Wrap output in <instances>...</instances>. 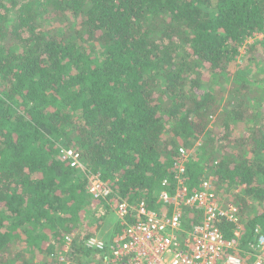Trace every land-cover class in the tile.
<instances>
[{
	"label": "trees",
	"instance_id": "obj_1",
	"mask_svg": "<svg viewBox=\"0 0 264 264\" xmlns=\"http://www.w3.org/2000/svg\"><path fill=\"white\" fill-rule=\"evenodd\" d=\"M255 33L264 0H0V264H60L67 236L71 260L96 259L86 242L111 213L63 147L152 210L179 148L192 150L189 186L211 177L219 200L238 206L250 251L251 230L264 225ZM244 45L250 65L230 81ZM220 228L234 236L233 225Z\"/></svg>",
	"mask_w": 264,
	"mask_h": 264
},
{
	"label": "built area",
	"instance_id": "obj_2",
	"mask_svg": "<svg viewBox=\"0 0 264 264\" xmlns=\"http://www.w3.org/2000/svg\"><path fill=\"white\" fill-rule=\"evenodd\" d=\"M263 38L264 33H255L247 43ZM178 151L173 180L164 181L161 206L152 210L144 201L131 204L123 199L100 174L86 173L78 151L61 148V159L85 172L90 195L95 201L106 202L120 229L112 239L96 236L86 242L98 254L91 261L68 257L73 236H67L60 264H264V225L257 224L251 230L250 251L245 252L240 242L243 226L238 206L219 200L210 176L198 189H192L188 184L192 150L181 147ZM189 214L196 216L197 222L188 226ZM222 222L234 226L231 239L221 231Z\"/></svg>",
	"mask_w": 264,
	"mask_h": 264
},
{
	"label": "rangeland",
	"instance_id": "obj_3",
	"mask_svg": "<svg viewBox=\"0 0 264 264\" xmlns=\"http://www.w3.org/2000/svg\"><path fill=\"white\" fill-rule=\"evenodd\" d=\"M254 43V41H253ZM264 49L258 48V54L260 57H262ZM263 59V57H262ZM250 65L249 60L246 56V46L244 45L241 49H240V54L237 56V58L230 64L229 66V71L232 75H230L229 80L232 81L235 77L236 73H242L244 70H246V68H248ZM252 68V67H251ZM250 69V68H249ZM251 70V69H250ZM113 218V219H112ZM111 220L113 222H115V215L113 213L109 214L106 218V222L107 225L111 224ZM112 225V224H111ZM116 225V224H115ZM105 234V232H104ZM103 235V234H102ZM106 239H110L107 238ZM87 260L85 257L83 258V261Z\"/></svg>",
	"mask_w": 264,
	"mask_h": 264
},
{
	"label": "crops",
	"instance_id": "obj_4",
	"mask_svg": "<svg viewBox=\"0 0 264 264\" xmlns=\"http://www.w3.org/2000/svg\"><path fill=\"white\" fill-rule=\"evenodd\" d=\"M113 219V218H112ZM115 222H113L112 220H111V224H109V225H107V222H105V224L103 225V227H102V229H101V232L98 234V238H100V239H103V240H107L106 239V237L107 238H110L111 236H112V234H113V232L116 230V227H119V221H118V219H117V217L115 216V220H114ZM116 224V225H115ZM104 232H105V234H104ZM115 233V232H114ZM103 234V235H102ZM110 239H112V238H110Z\"/></svg>",
	"mask_w": 264,
	"mask_h": 264
}]
</instances>
